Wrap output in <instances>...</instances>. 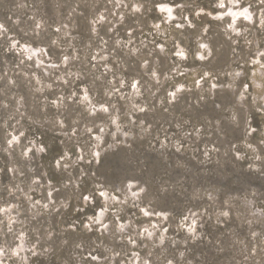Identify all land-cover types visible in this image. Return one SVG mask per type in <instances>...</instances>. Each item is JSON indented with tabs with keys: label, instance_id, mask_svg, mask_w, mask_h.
I'll return each mask as SVG.
<instances>
[{
	"label": "rangeland",
	"instance_id": "1",
	"mask_svg": "<svg viewBox=\"0 0 264 264\" xmlns=\"http://www.w3.org/2000/svg\"><path fill=\"white\" fill-rule=\"evenodd\" d=\"M233 1L0 0V264H264V0Z\"/></svg>",
	"mask_w": 264,
	"mask_h": 264
},
{
	"label": "bare ground",
	"instance_id": "2",
	"mask_svg": "<svg viewBox=\"0 0 264 264\" xmlns=\"http://www.w3.org/2000/svg\"><path fill=\"white\" fill-rule=\"evenodd\" d=\"M231 2L232 3H234L235 1H233V0H231ZM235 6V5H234ZM233 6V7H234ZM158 8H159V10H160V12H162L163 13V15H165V18L167 19V20H169V21H171V20H173L174 18H175V11H174V7L172 6V5H169V4H160L159 6H158ZM141 9V8H140ZM176 10V9H175ZM244 14H246V13H244L243 11H242V9H238V10H236V9H234V8H231L230 9V16H231V18L234 20V21H238V20H240L241 19V17H243L244 16ZM263 16V15H262ZM225 17V15H224V13H219L218 14V16L216 17L217 19H222V18H224ZM248 19V18H247ZM166 20V21H167ZM249 20V19H248ZM201 48L203 47L204 49L207 47V45H206V43H202V45L200 46ZM165 49V48H164ZM208 50V49H207ZM183 51V50H182ZM179 52V51H178ZM184 53V52H183ZM186 53V52H185ZM187 54V53H186ZM202 54V53H201ZM204 54V53H203ZM202 56V57H201ZM204 55H200V57L203 59V58H205V57H203ZM197 58V57H196ZM177 93V92H176ZM243 97V96H242ZM81 99V98H80ZM242 99V98H241ZM83 103L85 104V106H87V107H89V109H93V111H95V107H97L98 109H100L101 111H110V107L107 105V106H105L104 104H100L99 102V105H97V106H93L94 104H93V101H92V99H91V97L90 96H83ZM82 103V104H83ZM106 103V102H105ZM113 104V103H112ZM119 106V105H118ZM85 109H87V108H85ZM93 114V113H92ZM99 115V114H98ZM106 115V114H105ZM119 115V114H118ZM109 116V115H108ZM101 127V126H100ZM99 127V128H100ZM102 131H103V129H102ZM99 135V134H98ZM97 135V136H98ZM96 136V137H97ZM105 136V135H104ZM95 142H97V141H95ZM98 143H100V142H98ZM104 144V143H103ZM127 189H129L130 190V193H131V195H133V197H135L137 194H140V189H138V190H135L136 188H135V186L137 185V183L135 182V181H133V180H130V181H128L127 182ZM143 191V190H142ZM101 193V196L104 198V202L105 203H107V204H109V195L107 194V191L106 190H102V191H100ZM115 198H117V196H114ZM88 201V197L85 199V202H87ZM143 212H144V214L146 213V215L148 214L149 216H155L156 215V213H152V212H150L147 208H144L143 207ZM108 212H106V210L105 209H100L99 210V212H98V214H97V218L98 219H100V221H101V219H103L104 218V216H105V214H107ZM160 215V214H159ZM96 218V217H95ZM105 221H106V219H105ZM96 222H97V219H96ZM102 223H103V221H102ZM94 224H96V223H94ZM121 224V226L119 227L120 229H123L124 227H125V224L123 223V222H121L120 223ZM103 228H105V227H103Z\"/></svg>",
	"mask_w": 264,
	"mask_h": 264
}]
</instances>
